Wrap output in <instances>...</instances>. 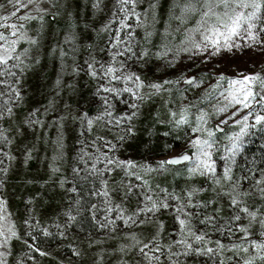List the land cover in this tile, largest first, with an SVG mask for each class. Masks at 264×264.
<instances>
[{"label":"rangeland","instance_id":"rangeland-1","mask_svg":"<svg viewBox=\"0 0 264 264\" xmlns=\"http://www.w3.org/2000/svg\"><path fill=\"white\" fill-rule=\"evenodd\" d=\"M0 69V264L264 254V173L234 171L264 116V0H0ZM82 185L91 228L69 234Z\"/></svg>","mask_w":264,"mask_h":264},{"label":"trees","instance_id":"trees-1","mask_svg":"<svg viewBox=\"0 0 264 264\" xmlns=\"http://www.w3.org/2000/svg\"><path fill=\"white\" fill-rule=\"evenodd\" d=\"M1 74V69H0ZM182 86H188L181 82ZM263 86H260L256 92L259 93L262 90ZM142 127V124H141ZM140 127V128H141ZM139 128V127H138ZM140 128L138 130H140ZM163 136V143H168L172 141L173 135L165 129L161 133ZM239 152L235 158V172L240 177V180L246 182L248 179H252L264 173V116L261 121L257 122L251 129L246 132L244 140L239 147ZM167 169L170 173L179 172V170L185 169L187 164L180 165V166H172L168 163L164 162ZM167 178V177H165ZM77 197L81 199L82 205L80 206L78 212H74V215H77L76 224L71 225L70 228H66L69 234H86L88 233L86 230L91 228L89 217L91 214V209L89 206V189L87 186H80L78 187V193H76ZM204 204L201 201V204ZM228 211V208L225 209ZM208 219L207 221L204 219L200 225L205 229V234L214 233L213 236L218 239H225L226 234L230 233V225L226 224V218H223L220 215L215 216H206ZM69 224H67L68 226ZM66 226V227H67ZM65 235V234H64ZM64 237V236H63ZM26 238L32 242L33 245L37 247H43L48 244L47 241L50 243H58L60 240L58 235L54 234H44L43 231H39L38 226L37 228H33L26 234ZM55 238V240H54ZM63 240V238H62ZM66 242L62 243L63 249L64 246H68L65 244ZM66 251V250H65ZM213 249H210L206 254H197L195 255V259L197 264H225L226 261L221 254L213 253ZM242 256L239 254H231V259L236 264L242 263ZM249 264H264V254L258 255L254 260L249 261Z\"/></svg>","mask_w":264,"mask_h":264},{"label":"water","instance_id":"water-1","mask_svg":"<svg viewBox=\"0 0 264 264\" xmlns=\"http://www.w3.org/2000/svg\"><path fill=\"white\" fill-rule=\"evenodd\" d=\"M190 81H192V78L186 79V82H190ZM190 160H191V155L187 152H184L180 155L172 156L168 158L167 162L173 166H180L188 163Z\"/></svg>","mask_w":264,"mask_h":264}]
</instances>
